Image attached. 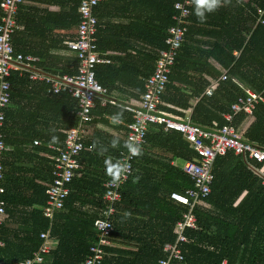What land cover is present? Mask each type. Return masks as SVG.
<instances>
[{
    "label": "trees",
    "instance_id": "trees-1",
    "mask_svg": "<svg viewBox=\"0 0 264 264\" xmlns=\"http://www.w3.org/2000/svg\"><path fill=\"white\" fill-rule=\"evenodd\" d=\"M138 1L143 9L150 7L148 12H135L114 36L100 29L97 46L106 51L125 50L131 62L134 59L127 53L129 49L137 54L141 52L135 49V44L141 42L140 46L149 48L148 52L143 51L149 64L134 61L131 65H123L126 61H122L121 65H97L95 78L108 90L121 85L141 93L145 78L153 70L157 50L165 46L167 28L176 23L172 17L177 13L174 0H137L135 3ZM72 2L68 10L56 13L57 20L63 21L56 24L68 26L78 22L79 0ZM257 7L264 9V0L236 2V18L225 12L223 24L232 22L236 26V29L232 26L236 33L232 38L234 45H225L209 53L224 65L221 72L205 61L204 49L201 52L205 55L204 61L200 55L192 59L194 54L187 42L198 26L188 23L161 94L160 108L178 118L189 117L191 122L202 126H210L214 121L222 125L227 123L223 114L229 111L230 104L244 94L243 86L263 90L264 95V11L263 22L257 21ZM190 10L189 17L195 19L193 3ZM24 12L20 6L17 21L23 28L16 29L13 39L19 32L32 34L40 27L38 19L32 23L29 18L32 15ZM50 30L48 27L47 31ZM225 35H229L226 30ZM120 37L127 39V44L119 43ZM29 44L30 48L36 47ZM233 47L238 54H233ZM43 67L47 72L76 71L75 67L70 70L67 66L61 69ZM198 71L216 78L212 94L204 92L208 81L202 75L195 76ZM223 72L225 79L221 78ZM10 80L11 96L2 127L8 149L2 156L4 192L0 198L4 200V213L0 240L4 244L0 245V264H17L39 249L43 241L40 232L48 226L42 207L47 197L45 189L53 178L51 155L57 153L48 144L63 146L65 129L76 124L77 100L69 93H47L46 85L31 80L27 73L13 72ZM106 114H118L120 121L123 120L124 124L120 125L124 129L123 138L97 139L88 137L87 133L84 147L76 155L80 167L75 169L69 182L72 190L63 206L54 213L50 234L56 236L58 242L44 254L40 264H80L95 239L94 220L101 216L104 207L103 183L111 178L108 169L118 162L121 150L128 148L125 123L131 120L130 113L111 106L101 107L97 100L92 108L91 122L108 121ZM247 116L239 111L233 115L231 123L240 129ZM251 117L245 129H240L242 137L264 148V101L256 104ZM35 139L39 141L34 143ZM113 139L118 141L115 146L111 144ZM139 148L140 154L135 156L132 173L121 185V197L111 215V242L103 247L101 264H158V260L165 257L164 244L175 239V222L187 210V206L170 198V192L183 193L193 183L175 159L196 160L197 152L179 131L163 130L158 124L149 126L145 142ZM212 173L210 193L193 208L197 227L185 230L187 238L181 243L183 257L178 264H264L262 178L233 151L215 157Z\"/></svg>",
    "mask_w": 264,
    "mask_h": 264
},
{
    "label": "built area",
    "instance_id": "built-area-1",
    "mask_svg": "<svg viewBox=\"0 0 264 264\" xmlns=\"http://www.w3.org/2000/svg\"><path fill=\"white\" fill-rule=\"evenodd\" d=\"M23 1L0 0V194L4 192V186L1 183L4 178L2 156L8 149L3 140L2 127L11 96L10 76L12 73L16 72L18 75L27 73L31 80L44 83L47 92H66L77 100L76 124L65 129L63 146L49 144L51 148L57 150V153L51 155L53 178L45 189L47 197L42 207V214L48 219L47 229L40 232L43 241L31 257L17 263L40 264L44 254L54 247V242L49 236L54 213L63 206L65 197L72 190L69 182L75 169L80 167L76 155L84 147L88 124L93 118L92 108L97 100L101 105L114 104L115 101L106 96V87L95 78L97 65L112 62L109 53L98 50L97 46L99 25L94 9L101 0H79L77 6L79 19L73 31L74 36L65 41L78 58L76 71L72 73L47 72L37 65L38 57L21 52L14 47L13 34L18 28L17 14ZM192 3L193 0H174L173 7L177 13L172 17L176 23L167 28L165 46L157 50L153 70L145 78L144 89L139 94L138 100L135 104L126 106L131 114V120L125 123V141L128 145L143 144L149 126L158 124L163 130L179 131L199 156L196 160H183L182 163V170L193 181L192 186L183 193L170 192V198L187 206V210L175 222V239L173 242L164 244L165 257H161L158 264H178L181 261L183 257L181 243L187 238L185 230L197 227L193 208L195 204L202 203L210 193L213 180L212 167L217 155H222L227 151L241 155L247 167L259 175L264 184V148L244 139L241 131L231 123L233 115L239 111L252 115L256 104L264 101L263 90L255 91L250 87H243L244 94L238 96L230 104L229 111L223 114L227 123L222 125L214 121L210 126H202L191 122L189 117L178 118L160 108L161 94L165 90L172 65L182 45ZM263 11V8L257 7V21L259 22H263ZM221 78H226L225 72L222 73ZM215 84L216 79L206 86L204 92L212 94ZM37 142L38 140L35 139L34 143ZM87 147L91 148V145L88 144ZM135 156L129 153V148L121 150L118 163L123 167V171L119 183L113 184L110 182L111 178L104 181L102 195L104 207L101 216L94 220L95 239L89 245V252L80 264H101L104 254L103 247L111 242L110 232L113 229L111 215L115 212V203L121 197V185L132 173ZM3 213L4 200L0 198V224ZM3 244L0 240V245Z\"/></svg>",
    "mask_w": 264,
    "mask_h": 264
},
{
    "label": "crops",
    "instance_id": "crops-1",
    "mask_svg": "<svg viewBox=\"0 0 264 264\" xmlns=\"http://www.w3.org/2000/svg\"><path fill=\"white\" fill-rule=\"evenodd\" d=\"M136 1L137 0H101L94 9L98 18L99 30L101 29L100 32L104 30L105 34L109 36H114V34L117 33L119 34L120 30L122 29L121 27L128 24V22L135 16V12H140V14H142L144 10V13H147L148 8L150 7L143 9L141 1L135 3ZM243 1L245 0H222L220 6L221 8L218 7L214 12L208 13L207 19L204 22H200L195 15V19H191L189 17V25L191 24L192 26H198V29L195 30L193 36L188 37L189 41L187 42L189 44L187 47L194 54L192 59L200 55L201 61H204V56L206 55L207 58L205 61L210 67H213L220 72L225 68L219 59L213 55H210L209 53L210 50H218L225 45H234L232 38L233 35H236V33L234 32L232 26L234 25V29H236V26L232 22L224 25L222 18L226 16L225 12L227 15H229V17L236 18V2L242 3ZM72 4V0H24L20 4L26 14L30 13V15H32L29 17L30 20L32 19V23H35L36 19L40 21V27L32 34H20L19 32V34H17V38L15 37L13 39V44L17 50L24 53H30L38 57L39 60L37 61V65L43 70V65L45 68L47 67L46 69L50 67L61 69L62 67L66 66L69 67L70 70H74V67L76 69L78 58L76 53L66 45L65 41L74 36L73 31L77 23L68 26L56 24L63 22L62 20H57L56 13H61L64 10H68ZM48 27L51 28L50 31H47ZM22 28L23 24L19 22L17 30L19 31ZM225 30L227 33H229V35H225ZM30 42L35 44L36 47L30 48ZM118 42L127 44L128 40L120 37ZM140 44L141 42L135 44V49H140L141 51L138 52V54L135 52V50L129 49L130 53L127 54L131 55L134 59L131 62H129V57L125 56V50L107 49L106 51L100 50L99 48L98 50L102 52H108L113 62L103 64L115 63L116 65H121L122 61H126L123 63V65H131L134 61H137V64L143 61L147 65L149 64V59L143 57V54L144 52H148L149 48L140 46ZM202 51H204L203 54L205 55L201 53ZM36 52H39L40 55L36 54ZM232 52L233 54H238L236 47H233ZM202 67L205 68L204 66ZM194 75H202L205 77L208 81L207 85H209L212 80L216 79L202 71L195 72ZM174 82L177 83V81ZM237 83L241 85L239 81ZM123 87L124 86L120 85L119 88L112 87L110 90H108L106 87V96L113 99L115 103L101 105L99 102V106H111L115 109H119L120 111H124L125 113H129L126 109V106L135 104L140 93H137L135 89H131L130 87ZM189 109L190 108H187L186 110ZM114 116L115 115L113 114H106L105 117H107L108 121L90 122L88 126V137H96L97 139L102 138L105 140H110L111 136L123 138L124 129L120 126L121 124H124L123 120L121 122L119 117L118 121H114ZM251 116L252 115L247 116V118L242 122L240 127L241 130H244L245 127L251 122ZM50 238L52 239V242H54L55 246L58 242L57 237L50 234Z\"/></svg>",
    "mask_w": 264,
    "mask_h": 264
},
{
    "label": "clouds",
    "instance_id": "clouds-1",
    "mask_svg": "<svg viewBox=\"0 0 264 264\" xmlns=\"http://www.w3.org/2000/svg\"><path fill=\"white\" fill-rule=\"evenodd\" d=\"M222 0H193V12L200 22H204L207 19V14L214 12L218 7L221 6ZM114 121L119 120V115L113 117ZM117 139H113L111 144L115 146ZM129 153L131 155H139L140 148L138 145L129 144ZM123 167L117 162L113 167L108 169V175L111 177L113 184H118L120 175L122 174Z\"/></svg>",
    "mask_w": 264,
    "mask_h": 264
},
{
    "label": "rangeland",
    "instance_id": "rangeland-1",
    "mask_svg": "<svg viewBox=\"0 0 264 264\" xmlns=\"http://www.w3.org/2000/svg\"><path fill=\"white\" fill-rule=\"evenodd\" d=\"M176 160V163L177 164H180V165H182V163H183V161L182 160H180V159H175Z\"/></svg>",
    "mask_w": 264,
    "mask_h": 264
}]
</instances>
